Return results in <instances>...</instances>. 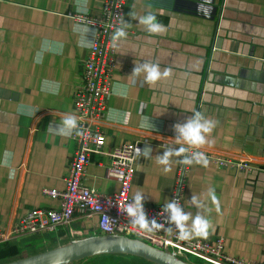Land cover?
<instances>
[{
	"label": "crops",
	"instance_id": "crops-1",
	"mask_svg": "<svg viewBox=\"0 0 264 264\" xmlns=\"http://www.w3.org/2000/svg\"><path fill=\"white\" fill-rule=\"evenodd\" d=\"M102 1L0 0L2 230L32 209L59 205L41 189L64 186L75 151L64 119L73 118L90 43L88 34L74 29L71 13L97 15ZM149 13L162 33L140 23ZM122 27L110 94L96 126L104 133V150L131 141L142 146L130 196L166 204L184 147L249 161L251 171L189 163L182 180L183 229L200 238L195 221L206 220L209 236L200 239H220L223 253L264 264V0H126ZM145 64L171 74L149 86ZM193 120L215 125L211 133L202 132L207 143L200 147L180 130ZM165 152L168 163L161 164ZM108 164L106 154H92L83 183L116 192L119 182L106 174ZM97 230L96 214H76L69 224L40 233L50 235L55 247ZM40 233L7 240L21 254L18 242L27 245L25 238Z\"/></svg>",
	"mask_w": 264,
	"mask_h": 264
},
{
	"label": "built area",
	"instance_id": "built-area-1",
	"mask_svg": "<svg viewBox=\"0 0 264 264\" xmlns=\"http://www.w3.org/2000/svg\"><path fill=\"white\" fill-rule=\"evenodd\" d=\"M125 1L103 0L97 15L78 11L71 13L74 29L88 34L90 43L82 62V81L77 85L73 96V118L76 123L75 126H69V130L75 141V151L69 163L68 173L64 177V186L60 189L44 186L41 189L51 198H58L59 205L47 210L37 208L28 211L7 231L0 229V242L11 237L54 230L59 225L69 224L76 214H96L99 234L140 239L186 261L191 255L207 264H251L242 258L223 253L220 239L215 242L200 238L178 239L181 232L185 233L183 221L177 224L173 219L172 209L168 207L169 204H174L183 215V174L189 163L203 160L199 153H204L208 161L222 167L249 171L255 168L245 159L223 157L209 151L184 147V151L180 152L169 201L160 205L141 201L148 225L151 227L155 221L156 225L161 226L160 229L140 230L134 225L137 217L129 215L126 211L128 205L137 208L138 212L140 210L134 198L130 196L129 189L134 163L142 153V146L139 141H131L104 150V133L96 126V120L102 117L110 94V78L114 70L118 40L116 34L123 29ZM137 148L140 150L139 155L136 153ZM94 153L106 154L109 157L106 174L119 182L116 192L103 193L83 183L85 167Z\"/></svg>",
	"mask_w": 264,
	"mask_h": 264
},
{
	"label": "water",
	"instance_id": "water-1",
	"mask_svg": "<svg viewBox=\"0 0 264 264\" xmlns=\"http://www.w3.org/2000/svg\"><path fill=\"white\" fill-rule=\"evenodd\" d=\"M128 253L158 264H192L140 239L94 234L0 264H68L100 253Z\"/></svg>",
	"mask_w": 264,
	"mask_h": 264
},
{
	"label": "clouds",
	"instance_id": "clouds-1",
	"mask_svg": "<svg viewBox=\"0 0 264 264\" xmlns=\"http://www.w3.org/2000/svg\"><path fill=\"white\" fill-rule=\"evenodd\" d=\"M141 24L147 25L149 28L150 33L152 34H160L163 32V26L157 22L156 20V16L152 13L147 14L146 16H144L143 18H141L140 20ZM117 36H123L125 35V33H123L122 31H117ZM116 37L114 36L113 39H115ZM144 69L147 73L146 77H145V81L148 83L149 86L155 84L158 80H160L163 77H168L171 74V70L170 69H165L163 72H161L159 65L158 64H145L144 65ZM139 72V69H135L134 70V75L137 74ZM29 114H31V110H29ZM197 115H199V113H197ZM75 119L68 117L64 119V124L68 125V126H75ZM214 123L212 122H205L203 124L199 123L198 121H191L189 122L187 125H185L183 128H181L180 130L182 131L183 136L186 138V140L190 141L193 145L200 147L204 144H206L207 142L205 141L204 136L202 135V132L204 133H211V131L214 128ZM184 149L181 148L178 151V154L180 152H183ZM139 148L136 149V153L137 155H139ZM7 153V151H6ZM168 152H165L164 157H162L158 162L161 164H167L168 163ZM200 156L201 159H203L204 161V166L207 167L208 165V159L207 157L204 155V153H199L198 154ZM170 170V169H166ZM134 200L136 202V204L139 206V212L137 211V208L132 207L131 205H128L126 207V211L128 212L129 215L131 216H136L137 219L134 222L135 227H138L140 230H147V231H153L156 229H160L161 226L156 225L155 221H153L152 226L150 227L145 219V215L143 213L142 210V196L137 193L134 197ZM213 203L217 205V208L219 210V201L217 200V198L215 197V195H213ZM169 208L172 209L173 212V219L177 222V224H180L183 220L187 219V216L182 215L181 212L175 207L174 204H169L168 205ZM195 225H196V237H200V238H204L207 239L209 236V223L206 220H202L199 217H197L196 221H195ZM178 239L180 240H191L192 238H189L187 236V234L181 232L180 235H178Z\"/></svg>",
	"mask_w": 264,
	"mask_h": 264
},
{
	"label": "trees",
	"instance_id": "trees-1",
	"mask_svg": "<svg viewBox=\"0 0 264 264\" xmlns=\"http://www.w3.org/2000/svg\"><path fill=\"white\" fill-rule=\"evenodd\" d=\"M17 244H12L9 240L0 242V262L14 258L19 253ZM68 264H158L141 256L128 253H100L86 258L73 261Z\"/></svg>",
	"mask_w": 264,
	"mask_h": 264
},
{
	"label": "rangeland",
	"instance_id": "rangeland-1",
	"mask_svg": "<svg viewBox=\"0 0 264 264\" xmlns=\"http://www.w3.org/2000/svg\"><path fill=\"white\" fill-rule=\"evenodd\" d=\"M99 232H100V230L96 231V233H99ZM25 239L26 240H24V243H25V241H28V243L29 242L30 243L27 244V245H23L22 243L18 242V244L20 246H23L22 250H21V254L17 255V256L21 255L19 258L25 257L28 254L29 255L30 254H35V253L47 250L50 247L54 246V243L51 242L50 235H46V234H43V233H40L39 235L38 234L37 235H33V236H30V237L25 238ZM43 239H45V241H47V242H45V241L43 242ZM187 260L189 262H191V263H194V264H207L204 261L199 260L196 257L191 256V255L188 256Z\"/></svg>",
	"mask_w": 264,
	"mask_h": 264
}]
</instances>
